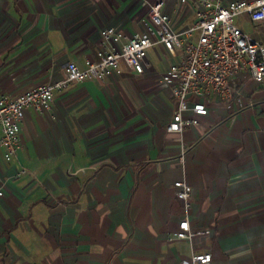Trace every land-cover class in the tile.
<instances>
[{
	"label": "crops",
	"instance_id": "crops-1",
	"mask_svg": "<svg viewBox=\"0 0 264 264\" xmlns=\"http://www.w3.org/2000/svg\"><path fill=\"white\" fill-rule=\"evenodd\" d=\"M154 1L0 0V95L83 67L102 28L139 30ZM163 2L175 30L192 24L190 3ZM235 22L264 43V22ZM180 57L157 44L141 73L122 65L55 90L48 111L25 109L16 155L5 161L0 146V264H184L194 253L264 264V80L238 73L236 100L209 96L206 115L183 112L196 125L168 132L177 80L165 74ZM177 180L191 186L188 207ZM184 218L190 239L174 237Z\"/></svg>",
	"mask_w": 264,
	"mask_h": 264
},
{
	"label": "built area",
	"instance_id": "built-area-1",
	"mask_svg": "<svg viewBox=\"0 0 264 264\" xmlns=\"http://www.w3.org/2000/svg\"><path fill=\"white\" fill-rule=\"evenodd\" d=\"M190 3L194 21L182 30H175L172 18L163 9V0L149 4L148 11L139 18L140 29L126 31L117 25L100 30L95 58H87L81 67L67 62L62 79L53 84L28 88L14 97L0 95V146L3 158L10 161L20 147V124L26 108L37 112L51 109L54 91H60L71 82L88 79L103 80L111 73L120 74L122 65L141 73L145 69L147 51L161 44L170 53L181 52L179 62L171 63L165 79L177 80L172 87L176 102L168 132H181L186 125H196V117L188 118L183 112L191 110L196 116L208 113V97H218L227 104L241 93L236 83L238 73H247L254 81L264 80V43L253 38L235 22L245 14L252 22H264V0H178ZM5 179L0 175V198ZM175 195L185 202L191 186L183 180L174 183ZM194 235L184 218L174 234L178 239ZM169 239H172L169 238ZM184 264H211L210 253H194Z\"/></svg>",
	"mask_w": 264,
	"mask_h": 264
}]
</instances>
